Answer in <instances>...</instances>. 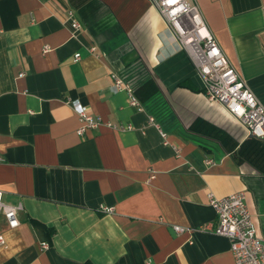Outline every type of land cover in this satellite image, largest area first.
<instances>
[{
	"label": "crops",
	"instance_id": "1",
	"mask_svg": "<svg viewBox=\"0 0 264 264\" xmlns=\"http://www.w3.org/2000/svg\"><path fill=\"white\" fill-rule=\"evenodd\" d=\"M191 1L264 107V0ZM113 73L147 77L143 110ZM72 101L117 128L78 136ZM0 159L2 201L22 205L14 229L0 214V264H234L229 240L202 230L209 193L245 192L264 239V141L207 100L148 0H0Z\"/></svg>",
	"mask_w": 264,
	"mask_h": 264
},
{
	"label": "built area",
	"instance_id": "2",
	"mask_svg": "<svg viewBox=\"0 0 264 264\" xmlns=\"http://www.w3.org/2000/svg\"><path fill=\"white\" fill-rule=\"evenodd\" d=\"M148 1L156 9L181 50L191 61L201 79L207 100L218 104L246 130L248 135L264 141V107L228 61L209 30L197 4L191 0ZM68 20L74 31L81 28L79 22L73 19V13L70 11ZM90 51L94 52V49ZM46 52H48V47L43 49V53ZM80 56L76 53L74 60L78 61ZM111 79L114 92L124 91L127 94L129 105L137 110H143L129 82L116 73L111 74ZM70 105L80 123L76 130L78 136L102 125L117 128L111 123H103L100 118L90 114L77 101H72ZM149 123L155 125L152 116H149ZM125 129L131 130L132 127L128 126ZM159 133L164 144H168L167 134L161 129ZM207 164H212V161H207ZM207 200L215 211L216 223L202 230L210 231L214 235L226 237L229 240L234 264H264V239L256 234L254 222L246 206L245 192H237L223 198H216L209 193ZM101 210L106 213L112 212V209L105 207ZM21 211V204L3 203L0 192V214L3 215L8 228L14 229L19 226L18 217ZM172 229L177 234L192 232V229L180 226H173ZM3 246H5V240L0 234V247ZM42 248L46 249L47 245L43 244Z\"/></svg>",
	"mask_w": 264,
	"mask_h": 264
},
{
	"label": "trees",
	"instance_id": "3",
	"mask_svg": "<svg viewBox=\"0 0 264 264\" xmlns=\"http://www.w3.org/2000/svg\"><path fill=\"white\" fill-rule=\"evenodd\" d=\"M131 81V79H127V81ZM135 84L132 85L131 82L130 84L132 85V88H133V92L135 95H137L138 93V90L140 89V87L150 83V81H148L147 77L146 76H139L137 77V79L135 80ZM144 103H148L150 105V112H151V115L154 116L156 115V112H159L161 110V103H160V97L156 91V89L154 90V92L150 95V97L148 99H146L145 101H142Z\"/></svg>",
	"mask_w": 264,
	"mask_h": 264
},
{
	"label": "water",
	"instance_id": "4",
	"mask_svg": "<svg viewBox=\"0 0 264 264\" xmlns=\"http://www.w3.org/2000/svg\"><path fill=\"white\" fill-rule=\"evenodd\" d=\"M250 137H252V136L250 135Z\"/></svg>",
	"mask_w": 264,
	"mask_h": 264
}]
</instances>
